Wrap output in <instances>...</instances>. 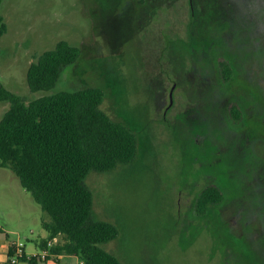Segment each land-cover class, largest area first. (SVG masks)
Masks as SVG:
<instances>
[{"label": "rangeland", "instance_id": "1", "mask_svg": "<svg viewBox=\"0 0 264 264\" xmlns=\"http://www.w3.org/2000/svg\"><path fill=\"white\" fill-rule=\"evenodd\" d=\"M0 14V81L10 92L32 100L99 86L101 107L137 134L132 161L85 179L94 215L118 230L104 248L123 264H264V0H1ZM60 39L79 46V58L52 88L30 90L28 65ZM220 55L234 67L226 84ZM9 106L0 101V117ZM193 156L201 170L220 160L213 171L225 178L224 201L200 216L195 194L219 181L195 183ZM44 218L0 166V264L5 239L41 252Z\"/></svg>", "mask_w": 264, "mask_h": 264}, {"label": "trees", "instance_id": "2", "mask_svg": "<svg viewBox=\"0 0 264 264\" xmlns=\"http://www.w3.org/2000/svg\"><path fill=\"white\" fill-rule=\"evenodd\" d=\"M5 32L6 23L0 14V35ZM80 53L79 46L65 39L44 50L28 65L30 90L52 88ZM220 65L228 79L232 73L229 63L222 60ZM104 97L103 88L84 86L25 100L0 81V101L10 102L0 117V166L12 170L49 215L41 220L49 235L39 242L42 249L57 237L48 257L65 254L76 256L81 261L78 264H123L103 247L117 236L118 230L113 222L94 215L93 193L85 179L92 170L106 171L132 161L138 138L131 128L112 119L101 107ZM231 111L238 119L234 108ZM221 197L217 185H206L198 197L197 213L203 214L208 202L216 203ZM14 253L12 243L5 264H14L10 262ZM18 260L32 264L41 261L35 256L28 258L26 253Z\"/></svg>", "mask_w": 264, "mask_h": 264}, {"label": "flooded vegetation", "instance_id": "3", "mask_svg": "<svg viewBox=\"0 0 264 264\" xmlns=\"http://www.w3.org/2000/svg\"><path fill=\"white\" fill-rule=\"evenodd\" d=\"M222 60H226L228 63H229V65H230V67H231V69H232V73H231V75H230V77L228 78V79H225L224 78V76H223V74H222V68H221V61ZM218 65H219V72L221 73V75H220V78H221V80H222V82L223 83H228V82H230L231 81V79L233 78V75H234V67H233V65H232V62L228 59V58H225V56H223V55H220L219 57H218ZM175 83H173L172 84V86H171V88H170V90H171V95H172V90H173V88L175 87ZM170 90H169V102H168V104L166 105V107H165V109H167L168 107H169V105L171 104V102H172V98L170 97ZM230 94L231 95H233V94H237L238 95V97L239 98H242V96H241V94L239 93V92H235V93H233V91H230ZM232 108H234V112H235V115H237L238 116V119L240 118V116H241V111H240V107H239V104H238V102L237 101H231L230 102V105H229V109H230V114H231V117L233 118V114H232ZM165 112H166V110H165ZM234 119V118H233ZM238 119H234V120H238ZM192 158H196V160H194V159H192L190 162H191V167L192 168H194V171H193V174H190V176L195 180L196 178H197V181L195 182V183H199L200 181V178L203 176H205V175H210V176H212L211 178H216V180H218L219 182L218 183H214V182H216V181H211V179L209 180V183H207V184H205L196 194H195V201H194V210H195V212H196V214H197V216H200V214H198L197 213V211H196V206H197V202H198V197H199V195H200V193H201V191L203 190V188L206 186V185H208V184H215V185H217L218 186V188L221 190V193H222V197H221V199L218 201V202H216V203H207L206 204V209H205V211L203 212V214L207 211V209H208V207L210 206V205H219V204H222V202L224 201V199H225V190H224V188L220 185V183H223V180L225 179H223V180H221V178L222 177H224V175H223V173H222V171H218V172H216V171H213V169H214V167L217 165V164H219V163H221V161L219 160L218 162H216L215 160H213V159H210V160H204L205 162H206V164L205 165H207V166H209L210 168L208 169V170H201L200 168L202 167V166H200L199 165V163L200 162H198V161H200V159H198V157L197 156H193ZM203 162V161H202ZM227 170L228 169H225L224 170V173L226 174V176H227ZM234 181H235V179H234ZM183 183H184V180L182 181V184H181V186L183 185ZM238 189V188H237ZM219 209H221V208H219ZM202 215V214H201ZM211 223V222H210ZM209 223V224H210ZM216 225V224H215ZM215 225H213V226H215Z\"/></svg>", "mask_w": 264, "mask_h": 264}, {"label": "crops", "instance_id": "4", "mask_svg": "<svg viewBox=\"0 0 264 264\" xmlns=\"http://www.w3.org/2000/svg\"><path fill=\"white\" fill-rule=\"evenodd\" d=\"M51 240H53V243H55L57 241V237H53ZM12 243H13L12 241H8L7 239L4 240L3 247L6 253L8 252L9 245ZM24 252H25V249H24ZM78 261H79L78 258L73 255H65V254L52 255L51 254L44 261H41V262L37 261L34 264H62V263L78 264ZM24 264H32V263H29L28 261H24Z\"/></svg>", "mask_w": 264, "mask_h": 264}, {"label": "built area", "instance_id": "5", "mask_svg": "<svg viewBox=\"0 0 264 264\" xmlns=\"http://www.w3.org/2000/svg\"><path fill=\"white\" fill-rule=\"evenodd\" d=\"M53 244H54L53 240H49L47 242V244H46V247L41 249V252L26 254V256L28 258L31 257V256H35L41 261L45 260L48 257V255L50 254L49 248ZM13 245H14V248H15V253L10 257V262L16 264L19 261L18 257L21 256L25 252H24L22 243L13 242ZM78 262H81V261H78Z\"/></svg>", "mask_w": 264, "mask_h": 264}, {"label": "water", "instance_id": "6", "mask_svg": "<svg viewBox=\"0 0 264 264\" xmlns=\"http://www.w3.org/2000/svg\"><path fill=\"white\" fill-rule=\"evenodd\" d=\"M170 97H171V90H170Z\"/></svg>", "mask_w": 264, "mask_h": 264}]
</instances>
